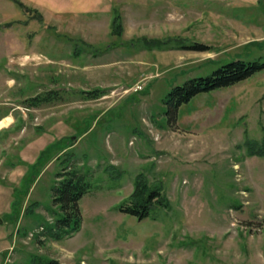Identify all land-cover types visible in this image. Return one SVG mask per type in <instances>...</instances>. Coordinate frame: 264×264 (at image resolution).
Returning <instances> with one entry per match:
<instances>
[{
    "label": "rangeland",
    "instance_id": "obj_1",
    "mask_svg": "<svg viewBox=\"0 0 264 264\" xmlns=\"http://www.w3.org/2000/svg\"><path fill=\"white\" fill-rule=\"evenodd\" d=\"M113 5L121 36L108 33L110 16L40 20L38 9L0 0V264L33 254L63 264H264V156L245 144L264 138V68L197 94L173 122L164 103L173 86L231 59L264 62V0ZM143 37L175 41L156 48ZM193 42L210 49L170 47ZM95 89L103 95L90 98ZM51 90L56 99L28 107ZM64 168L92 188L80 231L56 240L53 187ZM141 173L169 200L144 219L118 209Z\"/></svg>",
    "mask_w": 264,
    "mask_h": 264
},
{
    "label": "trees",
    "instance_id": "obj_2",
    "mask_svg": "<svg viewBox=\"0 0 264 264\" xmlns=\"http://www.w3.org/2000/svg\"><path fill=\"white\" fill-rule=\"evenodd\" d=\"M25 12H38L37 10L26 5L22 0H11ZM40 20L43 15L37 13ZM122 17L117 8H113L111 20V33L121 36L123 33ZM142 40L150 47L164 48L175 41V38L168 39H149L143 37ZM170 47L189 49L195 51H204L210 49V46L201 42L178 43ZM264 68V62L250 61L242 58H234L223 63L207 75L190 77L182 84L172 87L167 93L164 103L170 106L168 114L171 115L170 121L177 120L179 108L189 102L194 96L203 92H210L218 88L232 86L252 74ZM103 89L87 91L90 98H99L103 95ZM58 97V91L51 90L45 94H38L26 100L28 107H37L45 102H50ZM245 144L248 148L249 155L264 156V138L262 141L252 140L245 137ZM59 179L53 187V203L58 207L56 211V220L52 227L49 228L50 235L60 240L65 237H71L80 231L83 222L80 200L92 188V182L75 169L64 168L57 174ZM36 205V202L32 206ZM169 200L161 186H151L147 177L141 173L137 176L134 188L131 194L119 204L118 209L125 213L136 216L139 219L147 218L151 215L154 208L158 206H168ZM32 206L28 210H33ZM58 214V215H57ZM21 264H63L58 259L33 254L28 260Z\"/></svg>",
    "mask_w": 264,
    "mask_h": 264
},
{
    "label": "crops",
    "instance_id": "obj_3",
    "mask_svg": "<svg viewBox=\"0 0 264 264\" xmlns=\"http://www.w3.org/2000/svg\"><path fill=\"white\" fill-rule=\"evenodd\" d=\"M26 5L31 8L38 9L48 19V15H53L54 18L60 15H66L70 12L71 15L88 12L93 14L95 18L99 19L101 16H110V30L111 33V20H112V7L114 0H22ZM100 15V16H99ZM108 18V17H107ZM108 21V20H107ZM99 22V21H97ZM106 23V22H105ZM92 24H94L92 22ZM108 26V22L106 23ZM112 34V33H111ZM91 39H89L90 41ZM93 45H97L95 40L90 41Z\"/></svg>",
    "mask_w": 264,
    "mask_h": 264
}]
</instances>
